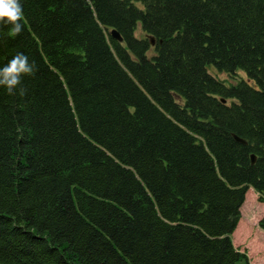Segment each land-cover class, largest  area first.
<instances>
[{
  "label": "trees",
  "instance_id": "obj_1",
  "mask_svg": "<svg viewBox=\"0 0 264 264\" xmlns=\"http://www.w3.org/2000/svg\"><path fill=\"white\" fill-rule=\"evenodd\" d=\"M19 2L0 67L38 70L0 87V264H251L231 236L264 201V0Z\"/></svg>",
  "mask_w": 264,
  "mask_h": 264
},
{
  "label": "rangeland",
  "instance_id": "obj_2",
  "mask_svg": "<svg viewBox=\"0 0 264 264\" xmlns=\"http://www.w3.org/2000/svg\"><path fill=\"white\" fill-rule=\"evenodd\" d=\"M135 34L139 36L138 30ZM208 71L224 80L226 84L232 80L229 75L219 72L213 66H208ZM250 82L255 85L254 81ZM261 219H264V201H259L257 193L249 188L240 208V219L231 238L236 248L246 252L251 264H264V228L259 225Z\"/></svg>",
  "mask_w": 264,
  "mask_h": 264
},
{
  "label": "clouds",
  "instance_id": "obj_3",
  "mask_svg": "<svg viewBox=\"0 0 264 264\" xmlns=\"http://www.w3.org/2000/svg\"><path fill=\"white\" fill-rule=\"evenodd\" d=\"M22 15L19 0H0V25L11 26L13 35L23 31L20 22ZM37 70L35 62H30L27 55L18 52L6 65L0 67V87L9 95H16L19 88L20 95H24L26 90L21 87L22 77L33 76Z\"/></svg>",
  "mask_w": 264,
  "mask_h": 264
},
{
  "label": "water",
  "instance_id": "obj_4",
  "mask_svg": "<svg viewBox=\"0 0 264 264\" xmlns=\"http://www.w3.org/2000/svg\"><path fill=\"white\" fill-rule=\"evenodd\" d=\"M110 34H111V36H112L114 39H116V40H118V41H121V40H122V37L119 35V33H118L115 29H112V30L110 31ZM234 138H235L237 141H239V142H241V143H243V144L246 143L245 140H243V139H241V138H239V137H237V136H235ZM251 160H252V162L255 160V156H254V155L251 156Z\"/></svg>",
  "mask_w": 264,
  "mask_h": 264
}]
</instances>
